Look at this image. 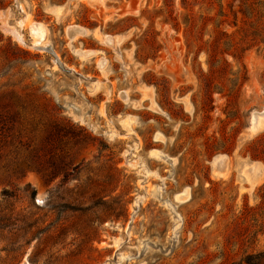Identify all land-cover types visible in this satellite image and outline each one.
Listing matches in <instances>:
<instances>
[{
    "label": "rangeland",
    "instance_id": "374dc122",
    "mask_svg": "<svg viewBox=\"0 0 264 264\" xmlns=\"http://www.w3.org/2000/svg\"><path fill=\"white\" fill-rule=\"evenodd\" d=\"M89 1L0 2V264H264V0Z\"/></svg>",
    "mask_w": 264,
    "mask_h": 264
},
{
    "label": "bare ground",
    "instance_id": "6f19581e",
    "mask_svg": "<svg viewBox=\"0 0 264 264\" xmlns=\"http://www.w3.org/2000/svg\"><path fill=\"white\" fill-rule=\"evenodd\" d=\"M87 1V0H86ZM91 1V2H90ZM89 2L92 3V2H100L101 0H90ZM95 3H93L94 5ZM98 4V3H97ZM101 5V3H100ZM99 5V6H100ZM60 10L57 9V15H60ZM30 29H31V33L34 35V37L38 40V41H41L42 39H44V35H45V31L43 30V27L38 24V23H32L30 25ZM87 31L82 29V28H79V27H74V26H70L68 27L67 29V35L68 37H71L69 38L70 41H72L76 36L78 35H84ZM106 40L111 43V39L110 38H106ZM78 55L82 58H87L88 56H91L93 55L94 53L92 51H77ZM104 63V61L101 59L98 63V65L102 66V64ZM102 68V67H100ZM255 123V122H254ZM219 162V160H218ZM251 181V180H250Z\"/></svg>",
    "mask_w": 264,
    "mask_h": 264
},
{
    "label": "trees",
    "instance_id": "16d2710c",
    "mask_svg": "<svg viewBox=\"0 0 264 264\" xmlns=\"http://www.w3.org/2000/svg\"><path fill=\"white\" fill-rule=\"evenodd\" d=\"M0 2H1V0H0ZM8 107L9 106H0V125L2 124V123H10V120L11 119H14V117L13 118H7V119H4V116H3V114L5 115V112H3L2 111V109H4L5 111H6V114H7V112L9 113V110H6V109H8ZM7 116V115H6ZM6 116H5V118H6ZM3 130V127H0V132ZM1 138V137H0ZM20 169H22V168H20Z\"/></svg>",
    "mask_w": 264,
    "mask_h": 264
},
{
    "label": "water",
    "instance_id": "95a60500",
    "mask_svg": "<svg viewBox=\"0 0 264 264\" xmlns=\"http://www.w3.org/2000/svg\"><path fill=\"white\" fill-rule=\"evenodd\" d=\"M75 26H77V27H80V26H78V25H75ZM69 27V26H68ZM80 28H82V29H84V30H86L85 28H83V27H80ZM67 33V32H66ZM68 36V35H67ZM105 37H110V38H116V36H111V35H106ZM69 38H71V37H69Z\"/></svg>",
    "mask_w": 264,
    "mask_h": 264
}]
</instances>
